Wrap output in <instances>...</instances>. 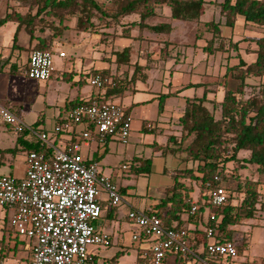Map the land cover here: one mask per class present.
Segmentation results:
<instances>
[{
  "label": "crops",
  "instance_id": "1",
  "mask_svg": "<svg viewBox=\"0 0 264 264\" xmlns=\"http://www.w3.org/2000/svg\"><path fill=\"white\" fill-rule=\"evenodd\" d=\"M207 2L212 4L211 6L217 7L219 13L217 3L222 2V0H218L217 2L210 0ZM17 5L18 3L15 1L10 4L6 0L5 4L4 0H0V18L4 16L7 7L21 12L16 8ZM159 8L160 10L156 9L157 17L164 14V11L161 10L162 7ZM165 15H167V12ZM133 17L135 18L132 21H136L137 16ZM218 21L223 22L220 14ZM247 25H245V28ZM16 27L17 25L14 22H9L0 27V67L4 64V68L0 69V74H6L4 78L0 79V103L9 108L24 123L32 125L39 130L51 132L64 119L66 111L71 109L70 102H75L74 104H76V101L87 102L97 95H100L101 98L104 96L105 91L97 90L88 83L89 78L93 75H90L91 71L106 70L98 66L100 61L103 62L104 59L103 52L100 53L98 49L99 44L103 42L94 39L95 35L77 32L75 30V23L68 25L63 36L55 39L53 42L54 71L50 79L43 82L30 80L25 74L19 76L11 72L16 68V65H12L14 57L10 56V47ZM202 27L203 31H200L201 36L207 34V37L210 38V33L204 31V23ZM223 27L226 26L220 27L223 38L232 39L233 42L242 41L239 45V52H236V58H241L240 53L243 50L246 55L254 56L255 60L253 51L256 46L254 42L246 41L247 38L243 36H237L238 39L233 40V33L230 37H226L222 34ZM136 29L139 33H150L157 39L162 36L169 37L173 33V27L169 34L160 36L147 30H143L142 32L138 28H134L133 30ZM200 34L197 35L200 37ZM131 37L137 40V45L133 40V46H129L131 49L130 63L120 66L128 72L124 73V77L120 79L112 78V80L114 86L117 83L123 84L127 78L130 80L134 77L135 81L129 85L125 82L123 91L107 98L108 101H115L114 103L122 106L127 111L131 123V131L127 143H121L116 136L100 141L95 133L91 134L93 139L85 141L81 136L86 131L84 125H78L73 131L64 132V134L62 133L63 135L60 134L55 137L58 141L57 143L62 148L77 143L79 145V153L84 161L96 163L100 174L109 177L116 186L118 185L124 196L125 203L116 208L109 205L105 193H102L99 197L102 213L101 217L93 225L98 231L108 235L111 244L106 248L107 251H114L111 254L104 255L101 264H120L124 258L131 257V254V258L135 264L139 261V252L144 247L143 242H136L137 245L134 249L128 246L126 240L128 237H131L132 240V234L136 231V228L127 219V214L133 209H153L165 197V191L174 184L176 172L192 167L191 164L182 162L178 155L169 154L163 150L167 146L169 137H178L180 135L181 127L178 124V119L184 111L186 99L199 97L194 93L189 94L190 89H196V91L203 89L204 91L206 88L208 90V99L215 98V91L212 87L216 86L219 82L218 75H223L225 67L227 64L229 65L228 60L233 58L231 57L232 51L230 53H220L222 57L219 60V65L216 66L214 55L217 53L207 57L204 51L203 53L200 52L207 61L211 60L212 66L208 67L206 65L205 71H207L205 74L211 77H214L216 74L215 82L209 83L208 86V84L200 83V81L196 80H192L186 85H181L179 82L166 81L165 83L162 82L163 88L160 93L152 92L153 80L159 76V73L155 71L153 73H130L131 67L135 68L138 66L140 70H157L159 66H157L156 61L165 59L166 65L163 70H167L168 72L175 71L179 66L177 61H179L178 59L181 54L177 53L176 56H173L172 53L178 50V47L181 45L174 44L170 40L152 41L149 36L147 37L144 34L139 36L141 37L140 39H137V35L133 33H131ZM35 43L29 42V37L24 30L18 33V45L20 47L31 49ZM59 44L62 46L66 45L73 51L71 62L66 63L64 59L67 55L60 49L57 51L56 47ZM136 46L138 48L134 50ZM143 46H145V49H142ZM154 48L157 52H153ZM59 53H64L65 56L60 57ZM29 54L28 51L26 57H29ZM134 54H136L135 59ZM154 55L155 57H153ZM188 55L189 60L194 65L193 71L199 70L195 65L196 55L194 52L192 55ZM151 56L152 62H149ZM113 57L115 59L114 55ZM172 58H175L177 61H172ZM77 60L79 70L75 68ZM172 62L174 63L172 64ZM164 76L165 79L172 80L173 74L167 73ZM200 84H204V86L200 87ZM221 92V96H223V90ZM161 95L168 96L163 98V109L160 111L159 97ZM208 107L212 108L210 104ZM47 113L50 115L49 118H46ZM216 113H219V111ZM49 119L54 123L51 129L46 124ZM30 143L35 144L36 142L27 136H22V139H20L12 133L9 127L0 126V175H10L16 179L24 177L26 147ZM148 159L151 160L150 172L139 176L134 175L133 169L139 167L138 161ZM124 165L129 168L127 172L122 169ZM125 176H129V178L127 179ZM180 180L186 186L194 188V190L192 188L189 195L191 201L196 202L201 194L199 188L196 189L194 187V181L190 179ZM13 214L14 211L10 208H0V261L5 264H29L33 241L19 236L12 228L10 220ZM209 214V210L206 209L202 221L198 225L187 221V217L185 216L182 218L183 223L181 225L188 232V241L198 260L195 258L185 260L170 254L165 259L164 264H211L210 259L205 253V245L210 242V240L205 238V225L208 223ZM89 252L90 260L88 264H100L92 250H89ZM114 256L118 258L115 262H111V258Z\"/></svg>",
  "mask_w": 264,
  "mask_h": 264
},
{
  "label": "trees",
  "instance_id": "2",
  "mask_svg": "<svg viewBox=\"0 0 264 264\" xmlns=\"http://www.w3.org/2000/svg\"><path fill=\"white\" fill-rule=\"evenodd\" d=\"M15 1L25 6L27 11L21 13L7 7L4 16L0 18V27L9 22L17 25L10 47V56L14 57L12 65H16L15 70L11 71L14 74L21 70L25 73L28 66V57H26L28 51L29 53L34 50L52 51L54 40L62 37L68 28L64 24L68 19L75 18L77 32L89 33L95 30L99 23L105 28L119 26L123 24V19L137 16L136 21L123 27V32L129 33L131 29L138 28L140 32L147 30L156 35H163L169 34L172 27L170 23L150 24V21L158 15L157 8L167 7L170 11L169 17L174 21L196 22L204 12V5L208 3L206 0H109V3H100L98 0ZM217 5L223 22L211 20L204 23V31L210 33V38L203 48L207 57L215 53L239 52L242 41L233 42L232 39H225L220 32L221 26L234 28L238 16L245 24L264 27V0H222ZM93 20L97 21L96 25ZM21 30L28 35L30 43L36 42L31 49H24L18 45V33ZM46 31L50 34L46 35ZM246 41L254 42L256 46L253 51L255 60L248 63L238 57L236 64L225 67V73L221 77L222 82H218L223 86V96L220 101L215 98L208 99L206 88L201 96L186 99L184 111L178 119L181 127L180 135L169 137L163 151L178 155L182 162L189 163L192 167L176 172L174 184L165 191V197L153 208L166 227L175 229H184L181 225L184 216L190 223L198 225L202 221L204 211L208 209L215 219L205 226L214 229V241L219 243H233V231L229 227L243 219L254 217L259 193L256 183L250 180L236 182V191H241L243 194L239 206H233L232 197L228 195L225 206L212 208L203 204V201L207 199L206 194L216 187L214 177L218 176L225 180L226 166L231 162L240 163L238 155L242 151L249 153L247 163L256 166L258 171L264 170V35ZM130 54L129 46L114 52L117 66L128 65ZM1 68H4V64ZM138 71L140 67L137 66L134 73ZM92 74L108 76V71L95 70L90 72V75ZM252 79L258 80V91L245 98V90L250 86L248 81ZM133 81H135L134 77L130 80L125 79L128 85ZM125 82L105 88L102 98L97 95L91 99L107 100L109 96L123 91ZM202 86L204 84H200V87ZM167 96L159 97L160 111L163 109L162 100ZM91 99L87 102L76 101V104H88ZM74 103H69L71 109L77 106ZM209 104L212 106L211 109L208 107ZM217 111L219 117L215 115ZM19 138L22 139V136ZM26 149L27 152L50 153L49 149L40 147L38 143H30ZM138 162L139 167L133 169L134 175L150 172V159ZM180 179L197 181L199 185L201 196L195 202L198 209L193 215L190 214L189 195L192 189ZM233 179L237 178L233 177ZM117 258V256L112 257L111 262H115ZM211 264L215 263L211 262Z\"/></svg>",
  "mask_w": 264,
  "mask_h": 264
},
{
  "label": "built area",
  "instance_id": "3",
  "mask_svg": "<svg viewBox=\"0 0 264 264\" xmlns=\"http://www.w3.org/2000/svg\"><path fill=\"white\" fill-rule=\"evenodd\" d=\"M64 57V53H59ZM54 71L53 52H30L25 76L34 81H48ZM88 83L97 90L114 86L108 76L92 75ZM84 125L81 134L87 141L92 133L100 141L116 136L127 143L131 123L126 110L111 101L91 99L66 111L64 119L51 131L55 137ZM0 126L9 127L15 136H27L50 153L28 151L25 158V173L21 179L0 175V208L14 211L10 224L19 236L33 241L29 264H88L90 248H108L111 241L107 234L93 225L101 217L100 195H107L111 207L125 203L120 189L109 177L100 174L96 163H87L79 153V145L71 144L58 149L45 130L24 123L9 108L0 103ZM128 167L122 166L123 170ZM216 187L208 192L203 204L221 208L227 204L228 194L222 179L214 177ZM191 203L190 214L198 207ZM127 219L136 231L133 242H143L139 252V264H164L168 255L182 259L198 257L188 241L185 229L168 228L154 209H133ZM215 219L209 214L208 222ZM214 229H205V253L210 262L233 260L237 256L234 243L214 241ZM0 264H5L0 261Z\"/></svg>",
  "mask_w": 264,
  "mask_h": 264
},
{
  "label": "rangeland",
  "instance_id": "4",
  "mask_svg": "<svg viewBox=\"0 0 264 264\" xmlns=\"http://www.w3.org/2000/svg\"><path fill=\"white\" fill-rule=\"evenodd\" d=\"M9 3L11 4L15 0H8ZM100 3H109V0H98ZM210 1V0H206ZM212 1H218V0H212ZM6 4V0H4ZM18 3L16 8L20 10L22 13H25L27 11L26 7L23 6L20 2L15 1ZM212 4H205L204 6V12L200 17L199 21L196 22H180V21H174L169 17L170 11L167 7H162L161 10L164 11V14L162 16L154 18L152 21H150V24H159V23H170L173 27V33L167 37V36H162L159 37L158 39L155 38V36H152L150 33L147 32H142L144 35L149 36L152 41L153 40H159V41H166L170 40L174 44H179L181 46L178 47V50H175L172 54L173 56H176L177 53H180L179 61H177L175 58H172V61H177V64L179 65L175 71L168 72L167 70H163L164 66L166 65L165 59L159 61H156L157 70H151V69H145V70H140L137 73H153L154 71L159 73V76L153 80V85H152V92H161V89L163 88L162 82H179L181 85H186L187 83L191 82L192 80L200 81V83H205L208 84L211 82H215L216 80V74L214 77H211L207 74H205V67L206 65L208 67L212 66L211 60L207 61L204 57V55H201L203 53V48L206 45V42L208 41L209 37H207V34L202 35L200 34V31H203L201 28H203V23L208 22L209 20H215L218 21L219 18V13L217 10V7L211 6ZM157 10H160V8H157ZM167 12V15L166 12ZM213 13V14H212ZM135 17H128L122 20V25L119 26H111V27H104L103 24H98L96 26L95 30H93L91 33L92 35H95L94 39H97L99 41H102L103 43L99 44V50L100 53L103 52L104 54V59L103 62L100 61L98 64L99 68H105L106 71H108V76L110 78H122L124 77V73L128 72L127 70H124L123 67H117V64L115 63V59L113 57L114 51L119 50L121 51L123 47L126 46H133V40L136 43L137 40L132 39L131 33L134 35H137V39H140L142 33H139L136 30H133L132 32L127 33L126 31L123 32L122 29L123 27L128 26L129 23L132 22V19ZM95 25L97 24L96 20H93ZM73 23H76L75 18L68 19L64 22V24L68 27V25H72ZM245 23L243 19L238 16L236 19V24L233 29L223 27L222 28V34L226 37H230L231 34L233 33V40H237V36H243L244 38L253 40L256 38H259L264 35V27H257V26H252V25H247L245 28ZM252 27V28H251ZM130 30V31H131ZM99 31V32H98ZM50 34V32L46 31V35ZM200 34V37L197 38L196 35ZM160 36V35H159ZM3 38V36H2ZM141 41V40H139ZM158 42V41H157ZM65 45V44H64ZM137 45V43H136ZM139 46V44H138ZM146 46V45H145ZM145 46L142 47V49H145ZM138 47H134V50H136ZM57 51L60 49L62 50L67 56L64 59L66 63L71 62V55H73V51L65 46H62L59 44V46L56 47ZM157 52L155 50L153 52ZM136 52V51H134ZM196 55V61L195 65L196 68H199V70L193 71V63L188 58V54L192 55V53ZM58 54L57 52H55ZM156 54V53H155ZM200 54V56H199ZM241 58L248 61V62H253L254 56L246 55L245 52L242 50L241 53ZM236 52L232 51L231 52V58L228 60L229 65L236 64L238 62V58H236ZM187 56V57H186ZM226 56V54H225ZM136 57V54H134V59ZM155 57V55L153 56ZM222 54L217 53L214 55V59L216 66L219 65V60L221 59ZM149 62H152V56L149 60ZM75 68L79 70V64L78 60L75 62ZM174 62H172L173 64ZM228 65V64H227ZM130 66V65H129ZM223 68V67H222ZM135 68L131 67L130 73H134ZM204 70V71H203ZM173 74L172 80L170 79H165L164 74ZM225 73V71H224ZM223 73V74H224ZM19 76L24 75V71L21 70L17 73ZM6 76L5 73L0 74V79L4 78ZM219 77V83L222 82L221 75H218ZM229 79V78H228ZM248 83L250 84L249 87L246 88L245 90V98H248L254 94L257 93L258 87L257 79H252L249 80ZM234 85V83H233ZM215 91V98L220 101L222 96V88L223 86L220 84H216V86H213ZM203 92V89L200 91H196V89H190L189 94H196L197 96H201ZM218 92V94H216ZM195 96V95H191ZM115 102V101H114ZM218 112V111H217ZM215 113V112H214ZM127 114V111H126ZM217 117H219V113H215ZM49 113L46 114V118H49ZM49 128H53V121L51 119L47 120L46 123ZM50 137L52 139L55 138V135L52 132H48ZM64 134V133H63ZM62 134V135H63ZM57 139H54V143L56 144L58 149H63L59 143H57ZM249 157V153L242 151L239 153L238 158L240 163H235L231 162L226 166V179L222 180L223 186L226 189V191L229 193L232 197L231 203L233 206H239L243 194L238 191H236V182H243L244 180H250L251 182L256 183L257 185V192L259 193L258 197V202L256 204V209H255V214L252 219H243L236 225L230 226L229 229L233 231V236H232V241L234 245L236 246L237 249V256L233 260H222L218 264H264V170L258 171L256 166L250 165L247 163V159ZM246 159V160H245ZM241 165H244L243 167ZM128 169L124 171H128ZM233 177H236L237 179L234 180ZM125 178H129V176H125ZM194 187L196 189L199 188V185L197 181H194ZM117 187L120 189V187L117 185ZM191 189L193 187H190ZM194 190V188H193ZM129 194V190L127 191ZM197 193V191H196ZM23 237V236H22ZM128 243V246L132 249H134L137 245L136 242H133L131 240V237H128L126 240ZM92 252L97 256V261L98 263L103 262V256L106 254H111L114 251H107L106 248H100V247H94L90 248ZM132 257V254H131ZM131 257L124 258L122 263L120 264H135L133 262V259ZM139 264V261L136 263Z\"/></svg>",
  "mask_w": 264,
  "mask_h": 264
}]
</instances>
